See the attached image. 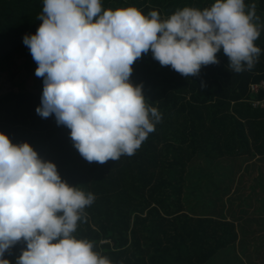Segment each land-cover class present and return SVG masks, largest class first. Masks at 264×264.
<instances>
[{
	"label": "trees",
	"instance_id": "obj_1",
	"mask_svg": "<svg viewBox=\"0 0 264 264\" xmlns=\"http://www.w3.org/2000/svg\"><path fill=\"white\" fill-rule=\"evenodd\" d=\"M213 2L101 0V5L112 10L135 6L144 15L156 10L166 19L185 6L202 10ZM251 3L259 17L254 22L260 25L254 43L261 52L254 67L236 73L227 56L217 52L219 63L201 66L198 75L186 78L168 65L161 66L151 51L142 53L130 66L129 79L134 86L142 84L146 104L155 107L161 119L132 155L99 163L79 154L70 129L58 125L54 114L41 117L35 111L43 78L35 75L38 65L23 36L34 34L41 23L37 16L43 0H0V78L14 79L20 61L26 78H31L30 89L0 92V132L13 144L29 143L42 160L56 165L64 181L94 195L73 235L91 241L111 264H210L220 250L226 253L232 245L245 247L247 258L252 256L246 253L242 237L255 229L264 232V226L259 227L264 220V174L258 185L253 180L248 185L251 193L263 192L254 197L241 193L246 181L237 176L243 168L250 172L254 166L250 158L264 161V0H245V11ZM204 157L224 165L236 161L238 168L223 193L228 201L239 192L235 211H231L234 204L206 207L200 213L188 206L193 193L189 175ZM247 199L248 215L240 219ZM253 223L256 227L250 229L247 225ZM261 246L263 241L253 245ZM25 247L23 239L17 241L5 258L15 264ZM230 252L233 258L242 257ZM261 254H256L257 260Z\"/></svg>",
	"mask_w": 264,
	"mask_h": 264
},
{
	"label": "clouds",
	"instance_id": "obj_2",
	"mask_svg": "<svg viewBox=\"0 0 264 264\" xmlns=\"http://www.w3.org/2000/svg\"><path fill=\"white\" fill-rule=\"evenodd\" d=\"M214 0L202 10L185 6L166 19L135 6L102 9L101 0H43L41 23L23 43L43 78L41 117L54 114L70 129L73 146L87 161L132 155L154 131L161 114L146 104L142 84L130 82L133 62L151 51L161 66L184 77L228 58L239 73L261 52L255 3ZM95 197L64 181L52 161L27 142L13 144L0 132V264L23 239L15 264H111L93 243L73 233Z\"/></svg>",
	"mask_w": 264,
	"mask_h": 264
},
{
	"label": "rangeland",
	"instance_id": "obj_3",
	"mask_svg": "<svg viewBox=\"0 0 264 264\" xmlns=\"http://www.w3.org/2000/svg\"><path fill=\"white\" fill-rule=\"evenodd\" d=\"M22 61L19 62L18 75L13 79L11 78H0V92H4L6 90H24V89H30L31 88V78H26V74L23 72L22 68ZM24 81V83L22 82ZM30 84V85H29ZM251 159V165L252 168L250 169V172L247 174L242 171L237 176H244V179L246 183L244 184V187L240 190L241 193H244L245 195H252L254 196H260L262 195L261 190H256L257 192L251 193L250 188L248 185L252 183L251 180H253V183L255 185H258L257 182H259V176H261V173L264 174V161L261 160V158H258V156ZM202 165L198 164L196 168L193 170V173L189 175L188 181H190L188 187L193 192L191 194V198L188 201V206L193 209L195 212L200 213V209L202 211H206V207H213L212 209H219L224 208L226 206L233 207L231 208V211H235L236 208L234 206L236 205V198L238 197L239 192L236 195V192L234 194H231V198L227 201L226 200V194L223 195L224 192H226L228 185L230 184V177L233 175L235 170L238 168L236 161H233L232 163H226L225 165L223 162H218L216 160H209L204 157V159H201ZM244 201V200H243ZM248 204L249 199L244 201L242 203V207L240 209V219L248 214H245L244 211L248 210ZM256 205V204H255ZM262 203L259 202V206H261ZM257 206V205H256ZM211 209V208H210ZM231 214V212H230ZM232 216V215H231ZM257 222V221H254ZM257 223L248 224L247 226L250 229H253L256 227ZM264 226V220H260L259 227ZM264 232L258 231V230H251L250 233L245 234V237H242L244 245L247 244V251L249 255H252L247 258V255L245 252H243L245 247L241 246L238 248L236 245L230 246L229 250L234 251L235 253L239 254L241 253L242 257L239 258H233L230 251L223 252L220 250L219 255L215 256L213 260L210 261V264H261L262 257H264V246H261L260 248L256 249L253 247L254 244H259L261 241L264 242ZM261 237V238H260ZM256 238H260L257 241ZM237 250V251H236ZM224 253V257H223ZM230 253V256L228 254ZM257 253H262L259 257V260L256 258ZM252 260H257L253 261ZM264 264V263H263Z\"/></svg>",
	"mask_w": 264,
	"mask_h": 264
}]
</instances>
